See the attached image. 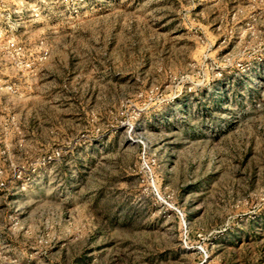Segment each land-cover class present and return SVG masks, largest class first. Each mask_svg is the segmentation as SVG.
I'll use <instances>...</instances> for the list:
<instances>
[{"label": "rangeland", "instance_id": "rangeland-1", "mask_svg": "<svg viewBox=\"0 0 264 264\" xmlns=\"http://www.w3.org/2000/svg\"><path fill=\"white\" fill-rule=\"evenodd\" d=\"M0 29V264H264V0H1Z\"/></svg>", "mask_w": 264, "mask_h": 264}, {"label": "built area", "instance_id": "built-area-1", "mask_svg": "<svg viewBox=\"0 0 264 264\" xmlns=\"http://www.w3.org/2000/svg\"><path fill=\"white\" fill-rule=\"evenodd\" d=\"M1 2V0H0ZM3 16V14L1 15V17ZM0 40H3V32L2 30L0 29ZM7 43V47L8 48H12V49H15L16 45L14 43V41L12 39H9L6 41ZM12 170H13V173H12V177H17L19 178V176H16V172H15V167L12 165ZM7 174H5V171L3 169V167L0 165V189H4L6 187V182H7Z\"/></svg>", "mask_w": 264, "mask_h": 264}]
</instances>
